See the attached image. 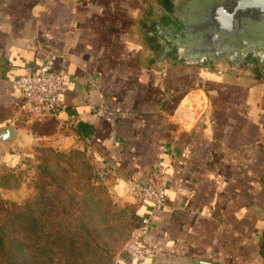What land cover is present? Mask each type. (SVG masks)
Listing matches in <instances>:
<instances>
[{
	"label": "crops",
	"instance_id": "obj_1",
	"mask_svg": "<svg viewBox=\"0 0 264 264\" xmlns=\"http://www.w3.org/2000/svg\"><path fill=\"white\" fill-rule=\"evenodd\" d=\"M170 0H10L0 8V129L35 119L62 127L58 145L86 147L124 199L167 167L164 207L142 241L219 264H264V60H189L163 50ZM183 59V60H182ZM56 71L64 109L28 118L13 80ZM54 138V137H53ZM132 202V201H131ZM138 206L140 217L150 204Z\"/></svg>",
	"mask_w": 264,
	"mask_h": 264
},
{
	"label": "rangeland",
	"instance_id": "obj_2",
	"mask_svg": "<svg viewBox=\"0 0 264 264\" xmlns=\"http://www.w3.org/2000/svg\"><path fill=\"white\" fill-rule=\"evenodd\" d=\"M23 124L30 144L0 154V224L15 238L12 256L23 264H120L137 204L107 186L86 147L58 145L55 120Z\"/></svg>",
	"mask_w": 264,
	"mask_h": 264
},
{
	"label": "water",
	"instance_id": "obj_3",
	"mask_svg": "<svg viewBox=\"0 0 264 264\" xmlns=\"http://www.w3.org/2000/svg\"><path fill=\"white\" fill-rule=\"evenodd\" d=\"M179 18L190 40L183 51L189 60H228L247 66L245 57L251 53L264 60V0H186ZM30 141L24 130L12 123L0 129V154L18 152ZM158 253L168 264H219L164 248Z\"/></svg>",
	"mask_w": 264,
	"mask_h": 264
},
{
	"label": "built area",
	"instance_id": "obj_4",
	"mask_svg": "<svg viewBox=\"0 0 264 264\" xmlns=\"http://www.w3.org/2000/svg\"><path fill=\"white\" fill-rule=\"evenodd\" d=\"M10 0H0V8H6ZM20 89L22 102L20 111L28 118L54 117L65 107L64 95L66 83L64 76L56 71H41L26 73L13 80ZM106 168L99 170L103 178ZM168 190L167 167L157 165L149 174L145 183L131 178L125 180L124 193L137 205L150 204V211L140 217V224L135 227L132 239L127 247V253L134 259L142 260L147 256V250L142 245L143 239L152 228L153 212L166 204Z\"/></svg>",
	"mask_w": 264,
	"mask_h": 264
},
{
	"label": "flooded vegetation",
	"instance_id": "obj_5",
	"mask_svg": "<svg viewBox=\"0 0 264 264\" xmlns=\"http://www.w3.org/2000/svg\"><path fill=\"white\" fill-rule=\"evenodd\" d=\"M185 1L186 0H170V6L168 7L171 17L167 27L168 43L166 44L163 52L171 55L173 57V60L177 59V57L181 55L184 60L185 58H187L186 55L183 54V51L188 48L190 40H187V36L183 32V25H181L180 23L182 20L179 18V15L183 14V6L185 4ZM173 13H176L177 15L173 16ZM245 58L246 63H251L260 59L261 56L251 53L248 54Z\"/></svg>",
	"mask_w": 264,
	"mask_h": 264
},
{
	"label": "trees",
	"instance_id": "obj_6",
	"mask_svg": "<svg viewBox=\"0 0 264 264\" xmlns=\"http://www.w3.org/2000/svg\"><path fill=\"white\" fill-rule=\"evenodd\" d=\"M20 219V217H19ZM17 221H20V220ZM5 227L0 224V254L3 258V260L7 264H23L22 260L12 256L13 252L11 251V246L14 247L15 245V238L10 240V235L8 232H6Z\"/></svg>",
	"mask_w": 264,
	"mask_h": 264
}]
</instances>
